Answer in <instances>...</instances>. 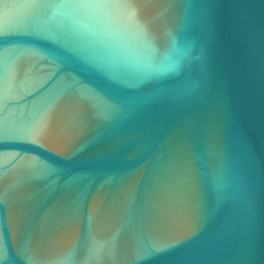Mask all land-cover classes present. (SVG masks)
<instances>
[{"label": "water", "instance_id": "95a60500", "mask_svg": "<svg viewBox=\"0 0 264 264\" xmlns=\"http://www.w3.org/2000/svg\"><path fill=\"white\" fill-rule=\"evenodd\" d=\"M0 264H264V0H0Z\"/></svg>", "mask_w": 264, "mask_h": 264}]
</instances>
